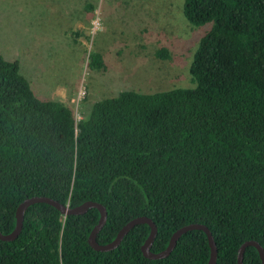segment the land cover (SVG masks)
Returning <instances> with one entry per match:
<instances>
[{"label": "trees", "instance_id": "16d2710c", "mask_svg": "<svg viewBox=\"0 0 264 264\" xmlns=\"http://www.w3.org/2000/svg\"><path fill=\"white\" fill-rule=\"evenodd\" d=\"M184 18L207 26L190 66L193 86L143 94L124 91L96 102L78 120L59 99H40L18 61L0 53V231L11 234L17 211L34 197L69 208L106 207L97 237L112 243L131 221L158 227L153 253L180 229L207 226L216 264H238L250 241L264 248V0H184ZM159 57H168L161 50ZM89 66L105 67L99 54ZM94 69V68H93ZM80 116V115H78ZM101 213L65 216L29 207L14 241L0 240V264H209L208 236L182 235L171 254L153 260L137 225L112 251L89 238ZM244 264H263L248 247Z\"/></svg>", "mask_w": 264, "mask_h": 264}, {"label": "rangeland", "instance_id": "374dc122", "mask_svg": "<svg viewBox=\"0 0 264 264\" xmlns=\"http://www.w3.org/2000/svg\"><path fill=\"white\" fill-rule=\"evenodd\" d=\"M88 1L95 5L99 0ZM70 4L69 0H0V53L19 62L40 99H59L82 118L96 102L124 91L147 94L193 86L190 66L207 26L189 24L184 0H101L100 15L94 19L101 21L99 27L93 22L88 32H82L83 44L74 51L67 49L66 37L74 42L75 33L64 31L73 23L66 17ZM141 21L140 31L132 33L130 25ZM45 34L55 36L57 44L47 47L46 54L38 49ZM161 50L168 57H159ZM43 53L45 68L38 70L35 57L40 59ZM97 53L105 58L103 71L89 66L90 55Z\"/></svg>", "mask_w": 264, "mask_h": 264}, {"label": "water", "instance_id": "95a60500", "mask_svg": "<svg viewBox=\"0 0 264 264\" xmlns=\"http://www.w3.org/2000/svg\"><path fill=\"white\" fill-rule=\"evenodd\" d=\"M38 203L49 204V205L55 207L56 209H58L65 216L84 215L90 209H98L101 213V218H100L99 224L95 227V229L93 230V232L91 233L90 238H89L90 245L97 251L107 252V251L114 250L115 248H117L121 244L124 237L133 228H135L137 225L148 224L151 227V233H150V236L148 237L146 243L142 247V252L146 258L158 260V259H164V258L168 257L171 254V252L174 250V248L176 247V244L182 235L186 234L189 231L200 230V231L205 232L208 236V239H209V244H210V248H211V259H210L209 264H216V262H217L218 249H217V245L215 243L214 237L212 235V232L210 231V229L207 226L200 225V224H193V225H189V226H186V227L180 229L178 232H176L173 235L167 249L165 251L157 253V254L153 253L151 249H152V246H153L154 241H155L157 234H158V227L153 222V220L148 218V217H140V218H137V219L131 221L120 231L117 238L112 243L105 245V246L100 245L97 242V237L107 222L108 213H107V209L105 206H103L100 203L91 202V201L86 202L83 205L76 207V208H69L68 206L63 205L60 202H58L54 199H51V198H47V197H34L31 199H28L20 205V207L17 211V226H16L15 230L9 235H3L0 231V240L8 241V242L14 241L22 231L23 222H24V218H25V214H26L27 210L29 209L30 206H32L34 204H38ZM250 246L255 247L258 250L260 257H261V260L264 264V248L256 241L247 242L241 247V249L239 251V256H238V264H244V254H245L246 249Z\"/></svg>", "mask_w": 264, "mask_h": 264}, {"label": "crops", "instance_id": "0c3cea01", "mask_svg": "<svg viewBox=\"0 0 264 264\" xmlns=\"http://www.w3.org/2000/svg\"><path fill=\"white\" fill-rule=\"evenodd\" d=\"M99 1H101V0H99ZM99 1L95 5H92V4H90V2L88 0H69V2H72V4L68 5V8H66V10L69 12V14L66 17H70L69 22L72 21L73 23L70 25L67 24L68 29L66 26L64 31H65V33H75V36H76L74 42L69 35H67V37H66V39L68 40V44L66 47L69 51L70 50L74 51V49L76 50L80 44H83L82 42H79L80 39L83 37L81 35V33L82 32H88L90 30L89 26L92 25L95 17L100 15L99 14L100 13L99 8H98ZM139 8H143V7H139ZM6 16H7V14H6ZM59 16H63V15L60 14ZM143 18L147 19L146 17H143ZM142 23H143V21L137 23L140 26H137V24L130 25V29H132V33L136 32V31H140ZM60 25H61V23H60ZM63 25H61V26H63ZM60 39L64 40V37H61ZM119 41H121V40L119 39ZM55 43H56L55 36H52L50 34H45V38H44L42 44L38 46V49L41 52L42 51L45 52V49L47 47L57 46V44H55ZM45 54H46V52H45ZM97 54L100 55V53H97ZM35 58H36L35 61L39 65V67H37V69L38 70L44 69L45 68V61H46V56L44 55V53L42 54V57L40 59H38V57H35ZM117 58H120V57H117ZM103 61H105V58L103 59ZM114 62L119 63L120 61L115 60ZM105 69H106V63H105V67L101 71H103Z\"/></svg>", "mask_w": 264, "mask_h": 264}, {"label": "built area", "instance_id": "2783aa9c", "mask_svg": "<svg viewBox=\"0 0 264 264\" xmlns=\"http://www.w3.org/2000/svg\"><path fill=\"white\" fill-rule=\"evenodd\" d=\"M100 22H101V21H100L99 19H97V20L94 22V26H95V27H99V25H100L99 23H100ZM81 94H84V92H81ZM77 119L80 120L81 117L77 115Z\"/></svg>", "mask_w": 264, "mask_h": 264}]
</instances>
